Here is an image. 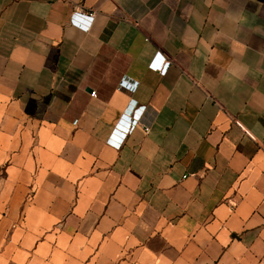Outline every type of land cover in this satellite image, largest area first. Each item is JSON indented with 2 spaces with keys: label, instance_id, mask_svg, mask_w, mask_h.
<instances>
[{
  "label": "crops",
  "instance_id": "1",
  "mask_svg": "<svg viewBox=\"0 0 264 264\" xmlns=\"http://www.w3.org/2000/svg\"><path fill=\"white\" fill-rule=\"evenodd\" d=\"M0 264H264V0H0Z\"/></svg>",
  "mask_w": 264,
  "mask_h": 264
},
{
  "label": "built area",
  "instance_id": "2",
  "mask_svg": "<svg viewBox=\"0 0 264 264\" xmlns=\"http://www.w3.org/2000/svg\"><path fill=\"white\" fill-rule=\"evenodd\" d=\"M96 14V11L94 9H83L82 7H77L72 10L71 12V17L74 21V19H82L83 22L80 24L81 28L85 31H88L90 28V23L93 20L94 16ZM168 61L164 62L163 59V64L167 63ZM163 65H159L156 67V69L160 72L162 71ZM92 95H94V92H91ZM145 105L137 106L136 101L132 100L129 102V105L125 108L124 115L130 117V119L133 122H138L140 118L142 117L144 111H145ZM144 129L147 130L148 127L144 126ZM129 131V126L124 127V130L122 131L121 135H119L118 141H116L117 145L120 143V140L126 135V133Z\"/></svg>",
  "mask_w": 264,
  "mask_h": 264
}]
</instances>
